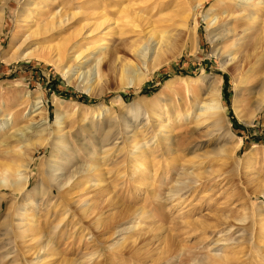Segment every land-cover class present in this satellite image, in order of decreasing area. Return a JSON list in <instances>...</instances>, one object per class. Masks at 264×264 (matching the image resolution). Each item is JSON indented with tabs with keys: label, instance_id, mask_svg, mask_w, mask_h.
I'll use <instances>...</instances> for the list:
<instances>
[{
	"label": "rangeland",
	"instance_id": "374dc122",
	"mask_svg": "<svg viewBox=\"0 0 264 264\" xmlns=\"http://www.w3.org/2000/svg\"><path fill=\"white\" fill-rule=\"evenodd\" d=\"M48 1L54 10L67 4ZM71 1L79 13L68 25L15 49L13 36L19 44L50 7L0 0V168L19 169L25 183L22 192L0 185V264H207L212 226L231 229L226 264H264V106L252 115L264 16L227 32L264 0H204L189 11L194 0ZM130 8L142 16L136 25L126 21ZM152 24L168 35L157 66L143 36ZM220 33L227 39L215 40ZM240 34L249 43L244 66L222 64ZM65 37L71 47L56 64L52 50L41 53L53 59L24 56ZM127 69L137 84H127ZM218 77L223 119L199 110ZM132 122L150 155L131 147ZM229 135L241 138L234 152ZM5 173L3 183L17 179ZM87 179L103 189L84 188ZM188 179L185 193L167 196Z\"/></svg>",
	"mask_w": 264,
	"mask_h": 264
},
{
	"label": "bare ground",
	"instance_id": "6f19581e",
	"mask_svg": "<svg viewBox=\"0 0 264 264\" xmlns=\"http://www.w3.org/2000/svg\"><path fill=\"white\" fill-rule=\"evenodd\" d=\"M203 1L204 0H194L193 3H191L189 1V3H188V11L189 10H195L197 8V6H199ZM250 1L251 0H245L244 2L247 4ZM4 2H6V0H4ZM41 2H42V0H41ZM64 2L67 3L66 6H65V4H63L61 6L60 10H58L59 8L57 10H54L53 9L54 8L53 6H52V8L50 7L51 5H53V2H50L48 0H45V4L48 7H50V9L46 10L45 11L46 13L44 15L42 13H41V16L39 15L42 18L41 19H38L39 21L35 22V28L31 29V27H28V29H26L27 31H25V33L23 32V34H22L23 39H21V41H20L19 44H18V42H19L18 37L17 36H13L14 38L12 40V43H11L10 48L11 47H16L15 49H21L22 47L28 45V43L32 39L39 40V39H45V38H52L53 36H55L54 35L55 33H53V32L60 31L62 29V27L64 28L66 25H68L69 22L72 21L73 18H75V15H77L79 13V12L76 13L74 10H77L78 11L79 9H74L75 8V6H74L75 3L72 2V1L69 2V0H65ZM32 3L34 4V2H32ZM36 3L37 4H34V5L35 6H38L39 5L38 4L39 2H36ZM67 7L68 8H72V10L71 9L66 10ZM34 8H32V9H34ZM131 8L129 9V11H126L127 13L125 14V17H126V21L128 20L127 21L128 23L132 22V24H135L134 21L136 22L137 19L138 18H141L142 16H140L136 11L132 10ZM185 8L187 9V7H185ZM240 10H242V8H240L239 10L237 9L235 11H240ZM30 11H31V9H30ZM228 12L230 13V11H227L226 12L227 15H228ZM229 15H231V14H229ZM207 16H209V15H207ZM260 16L261 17L264 16V2L263 1H262V3H259L257 5H254V8L253 9H250L249 11L248 10H243L242 18L244 17L245 20H242V19L241 20H235V21H237V25L236 26H233L231 30H228L227 29V32L228 33H230V32L234 33V30L238 29V27L242 28L244 31L245 30H248V28H249L248 27V24L257 21L256 19H258ZM27 17H25V18H27ZM215 18L216 17H214V18H208V20H207L208 24H210L212 21H214ZM235 19H238V18H235ZM0 20H1V16H0ZM141 20H142V18H141ZM218 20L219 19L216 18L215 21L213 22V24H215L216 21H218ZM105 21H107V20H104V21H101L100 23H97V25H95V29L98 28V27H100L101 25H103L105 23ZM238 21H240V22H238ZM138 25L139 24H137V26ZM154 27H153V24H152V26L147 31H145L143 33L144 34L143 36L145 37V42L147 43V45L150 46L154 42V46H156V48L154 47L155 48L154 49V53H155L154 55L155 56H153V66H157V65H159L161 63L162 55L166 51L165 50L166 46H168L167 45L168 44V35H165L164 33L162 34V33H159L157 31H155L154 30ZM78 32H80V31H78ZM78 32H77V34H78ZM228 33H226V36H229ZM217 34L218 33H216L212 38H214ZM244 35L242 36L240 34L239 36H241V37H239L237 40H235L234 42H232V44L230 46H232L233 51H231V50L230 51L225 50L226 51L225 52L223 50L221 52L220 55H224V53H227L228 52L227 53V56L230 57L229 59L226 58L225 60H223L222 64H224V62L227 61V62H232V65L231 66L234 67V68L235 67L237 68L239 65L244 66L243 64L245 63V59L248 57V54L247 53L249 52V51L247 52L248 45H249L248 40L246 38L247 35L246 36H244ZM221 37L224 40L227 39V38L224 37V35L221 34L215 40H218ZM72 38L71 37H65L62 40V42H58L55 45H45V46H40V47H36L35 46L34 48L29 49L28 53H26L24 56H34V57H36L38 59H44V60H46L47 58L48 59H53L54 56H51V57H47L46 58V55L43 54V53H41L43 50L48 49L49 52H50V50H52V51L55 52L56 58H55V60H53V63L56 64V62L62 61L63 57H66L67 56V54H68L67 52L69 51V49L71 47L68 44H69V42H70V40ZM235 38L236 37H234V39ZM31 44H29L28 46H30ZM135 45L136 44L134 43L133 46H135ZM27 47H25V48H27ZM136 48L137 47L135 46V49ZM142 49H143V47H142ZM222 49H223V47H222ZM136 50L138 51V48ZM140 52H141V50H140ZM74 53H76V52H73V55H76L77 54V53L76 54H74ZM80 54H81V52L78 53L75 56V58H79L80 57ZM237 54H238V57H236ZM131 70H132V68H131ZM255 71H256V69H255ZM124 72H125L124 75L129 78V80L127 82L128 85L129 84H137V82L133 80V77L131 75L132 72L129 69L124 70ZM260 73H261V76H262L260 78V79H262L261 80L262 86L257 91H255L256 94L253 95L254 97L252 98L253 99L252 100V115H256L262 109V107L264 106V70L262 72H259V74ZM250 76H251V74H250ZM253 78H255V77H253ZM251 79H249L250 82H251ZM256 79H252L253 80L252 83ZM221 80H222V78L221 77H218L216 80H209L208 81L209 88H208V91H206L207 92V99L206 100H208V101H205V100H202L201 99L202 104H201L199 110L201 111V109H203L202 112H201L202 114L205 113V115H209V116H211L213 114V115H216V117H219V118L223 119L224 118L223 117V111H224V108L225 107H224L222 101L220 100V96H219V94H220L219 92H220ZM242 81L243 82H245V81L246 82H249L247 80V77L246 78H243ZM258 82H259V80H258ZM38 103H40V100H37L36 104H38ZM161 114L162 113H158L155 116L157 118H159V117H161ZM201 116H203V115H201ZM60 119H61V115H57L56 116V121L58 122V120H60ZM245 122L247 123L248 121L245 120ZM126 127L127 128L125 130V133L132 132L133 131V133H132L133 134L132 135L133 136V139L131 140V143H132L131 147L132 148H134V147L135 148H138L139 149V152L140 153H143L144 155H150V152H152L154 150V148L153 147H146V148L144 147L145 146V143L142 141L143 140V137L141 136V133L144 130H139L142 127L138 129L137 126L135 127V123H133V122L132 123H128L126 125ZM161 127H163V126H161ZM137 133H140V134H137ZM20 136H21V134H20ZM231 138H232V136L229 135V137L227 138L228 139L227 140L228 144L226 143L227 145H225V148H226L227 151H233L234 152V150L236 148H238V146H240L241 138H237V142L235 144L233 143V140H231ZM12 169L13 168L11 166H8V165H5L4 167H2V169L0 168L1 174H3V173L6 174L5 172L10 173L11 171H13L15 173V175H17V179L14 182H10L9 184L3 183L4 180H2V179H5V175H2V178H0V185H3V186L5 185V186H8L11 190H14V191L16 190L18 192H22L23 189L25 188V183L24 184H21V182H20L21 181L20 179L24 178V177H21L23 175V173H21L19 169H16V168L13 169V170ZM93 169L96 170L97 167L96 166L89 165L88 168H87V171H89V170L92 171ZM80 170H82V169H80ZM88 181H89L88 179L86 181H84V184H83L84 185V188H86V186H87L86 183ZM192 181L193 180H190V179H188V181H182L181 180V181H176L177 182L176 185H174V184L169 185L168 186V189H167V196L169 198H172L173 196L180 195V193H185V191H187L189 189L190 184L192 183ZM100 182H101V180H98V182H92L90 185L87 186V188H89L90 186H92V187L98 188L99 191H100V189H103V188H101L102 187V184ZM263 195H264V192H263ZM167 196H166V198H167ZM87 209L88 208L85 207V209L82 210V211L85 213L87 211ZM22 218L23 217H20V219H22ZM213 227L216 228V229H218V227H216V226H212V228ZM214 228L211 230V233H210V236L213 239H211L212 242L209 244V247L212 250V254H209V255L205 256L206 257L205 262H207V264H226L231 259V257L225 251L223 252L221 250H222V248L224 246V242H226L228 240V238H226L225 235H227L228 230L230 232L231 229H229V228H225V229L222 228V229L216 231V230H214ZM27 229H28V227L25 228L24 230H27ZM217 233L219 234V236H217L218 235ZM237 240H239V239H237Z\"/></svg>",
	"mask_w": 264,
	"mask_h": 264
}]
</instances>
